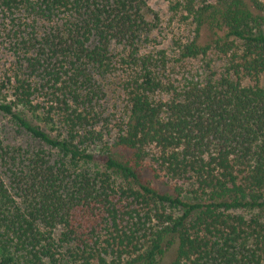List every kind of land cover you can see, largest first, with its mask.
Wrapping results in <instances>:
<instances>
[{
	"label": "trees",
	"instance_id": "trees-1",
	"mask_svg": "<svg viewBox=\"0 0 264 264\" xmlns=\"http://www.w3.org/2000/svg\"><path fill=\"white\" fill-rule=\"evenodd\" d=\"M0 10L25 63L0 112L47 148L0 139V264H264V3L188 8L194 35L175 61L215 49L227 65L177 84L165 50L142 51L148 0ZM116 64L129 72L112 132L97 77ZM43 109L58 136L22 116Z\"/></svg>",
	"mask_w": 264,
	"mask_h": 264
},
{
	"label": "rangeland",
	"instance_id": "rangeland-1",
	"mask_svg": "<svg viewBox=\"0 0 264 264\" xmlns=\"http://www.w3.org/2000/svg\"><path fill=\"white\" fill-rule=\"evenodd\" d=\"M202 1L204 0H148V6L151 10L148 18L154 28L149 34V38L146 40L142 51L165 50L170 60L165 74L169 78L171 77V80H175V84L191 74H204L208 72L207 64L217 72H220L227 65L225 57L215 49L211 50L206 57L175 61L177 55L174 42L183 43L193 38L194 35V19L191 16L192 13H188L186 10L199 6ZM207 1L211 2L213 0ZM259 1L264 3V0ZM10 21L11 18L5 16L0 10V101L2 102H9L14 99L13 79L20 76L19 74L22 73L21 70L25 66L24 62H22L24 65H21L18 55L12 49L13 36L11 35L13 33L10 36L8 34L11 32L10 30L16 28L13 27ZM207 33V30L202 31L201 38L199 39L200 42L207 40ZM115 68V70L97 77V82L100 83L102 90L100 93V104L103 106V114L110 119L109 126L112 132L116 130V119L121 116L124 106L119 82L122 81L125 71L129 72L126 64H116ZM244 83L249 82L248 80H244ZM261 84H264V79L261 80ZM34 102L46 106L45 100L42 97L36 98ZM22 112L23 117L33 125L45 130L51 136L55 137L60 134L62 129L58 122L48 124L44 120L45 109L37 112L22 110ZM0 139L12 146H21L23 149H31L33 147L47 149L38 140H35L24 129L19 127L10 116L4 115L1 112ZM12 169L15 168L12 167ZM0 170H3L1 174L9 186L11 171H4L7 169L2 166H0Z\"/></svg>",
	"mask_w": 264,
	"mask_h": 264
}]
</instances>
